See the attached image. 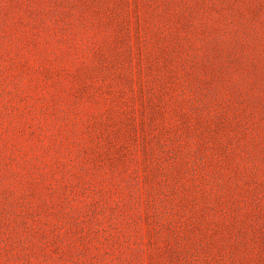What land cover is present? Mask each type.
<instances>
[{
	"label": "rangeland",
	"instance_id": "obj_1",
	"mask_svg": "<svg viewBox=\"0 0 264 264\" xmlns=\"http://www.w3.org/2000/svg\"><path fill=\"white\" fill-rule=\"evenodd\" d=\"M0 264H264V0H0Z\"/></svg>",
	"mask_w": 264,
	"mask_h": 264
}]
</instances>
